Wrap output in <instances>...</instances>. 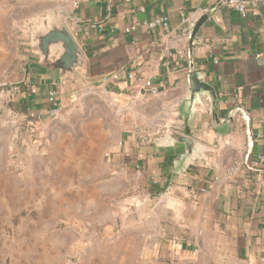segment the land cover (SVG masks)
<instances>
[{
    "label": "crops",
    "instance_id": "0c3cea01",
    "mask_svg": "<svg viewBox=\"0 0 264 264\" xmlns=\"http://www.w3.org/2000/svg\"><path fill=\"white\" fill-rule=\"evenodd\" d=\"M227 1L0 0V33L11 34L19 49L15 80L0 90V106L11 115L52 129L48 92L54 87L59 116L85 111L87 119L103 123L109 164L119 173H136L156 195L174 165V148L158 145L164 130L188 127L201 144V155L167 189V206L190 224L184 226L191 239L157 240L151 252L168 260L200 243L214 264H264V6L254 4L242 16ZM203 14L209 17L199 29L194 60L218 91V117L234 111L219 125L206 95L191 110L187 106L189 40L183 28ZM51 16L65 21L83 49L78 77L62 78L38 64L32 32ZM158 17L168 25L145 24ZM131 25L135 29L126 32ZM145 80L159 93L145 90ZM112 100L117 107H110ZM140 128L150 140L142 139Z\"/></svg>",
    "mask_w": 264,
    "mask_h": 264
},
{
    "label": "rangeland",
    "instance_id": "374dc122",
    "mask_svg": "<svg viewBox=\"0 0 264 264\" xmlns=\"http://www.w3.org/2000/svg\"><path fill=\"white\" fill-rule=\"evenodd\" d=\"M13 44L0 33V90L20 69ZM58 112L46 130L0 106V264H214L196 240L170 260L153 254L163 237L191 240L190 224L136 173L109 164L103 123Z\"/></svg>",
    "mask_w": 264,
    "mask_h": 264
},
{
    "label": "water",
    "instance_id": "95a60500",
    "mask_svg": "<svg viewBox=\"0 0 264 264\" xmlns=\"http://www.w3.org/2000/svg\"><path fill=\"white\" fill-rule=\"evenodd\" d=\"M208 17V14H203L191 24L189 29L190 70L187 106L191 110L199 102L200 96L206 95L210 101L213 124L219 125L231 120L234 111H230L224 120L218 117V91L214 85L204 79L202 72L198 71L193 54L199 29ZM32 49L39 55L38 64L46 70H58L62 78L68 74H72L73 77L79 76L76 67L82 63L84 52L61 17L51 16L45 24L38 26L32 32ZM157 141L161 147H173L175 151L172 173L159 193L161 197L165 198L173 176L184 173L187 163L192 161L195 155H201V144L192 137L188 127H184L182 130L166 129Z\"/></svg>",
    "mask_w": 264,
    "mask_h": 264
},
{
    "label": "built area",
    "instance_id": "2783aa9c",
    "mask_svg": "<svg viewBox=\"0 0 264 264\" xmlns=\"http://www.w3.org/2000/svg\"><path fill=\"white\" fill-rule=\"evenodd\" d=\"M257 3L264 6V0H228L227 1V4L230 7H233L234 9L239 11L242 16H246L249 8L252 5L257 4ZM145 24L147 26H149L150 28H155L159 25L167 26L168 21H167L166 17H158V18H155L154 20L146 21ZM135 27H136L135 25H131L130 27H127L126 32H131L132 30L135 29ZM183 32L186 35H189V30L186 27L183 28ZM256 57L259 58L260 55H257ZM263 63H264V60H263ZM130 77L132 78L133 75H130ZM143 88L145 90H147L151 95H156L159 93V89L152 83L151 80H145L143 82ZM48 101L50 103V114L52 116H54L57 114L58 110L61 107L57 91L54 87L50 88V90L48 92ZM138 131H139L142 139H144V140H150L151 139V134L148 133L147 130L140 128V129H138ZM138 175H141L140 171H138Z\"/></svg>",
    "mask_w": 264,
    "mask_h": 264
}]
</instances>
